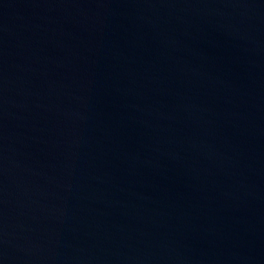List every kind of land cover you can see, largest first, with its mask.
<instances>
[{"label": "water", "instance_id": "water-1", "mask_svg": "<svg viewBox=\"0 0 264 264\" xmlns=\"http://www.w3.org/2000/svg\"><path fill=\"white\" fill-rule=\"evenodd\" d=\"M0 264H264V0H0Z\"/></svg>", "mask_w": 264, "mask_h": 264}]
</instances>
